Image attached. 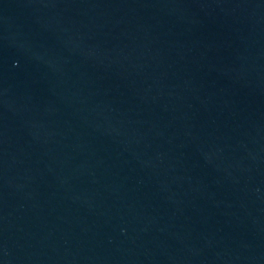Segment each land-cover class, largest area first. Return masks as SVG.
Segmentation results:
<instances>
[{
    "label": "water",
    "instance_id": "water-1",
    "mask_svg": "<svg viewBox=\"0 0 264 264\" xmlns=\"http://www.w3.org/2000/svg\"><path fill=\"white\" fill-rule=\"evenodd\" d=\"M0 264H264V0H0Z\"/></svg>",
    "mask_w": 264,
    "mask_h": 264
}]
</instances>
